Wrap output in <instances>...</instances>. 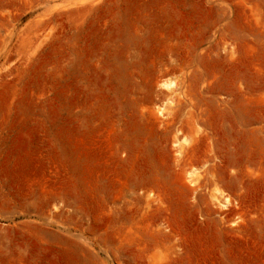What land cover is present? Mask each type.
<instances>
[{
	"label": "rangeland",
	"instance_id": "374dc122",
	"mask_svg": "<svg viewBox=\"0 0 264 264\" xmlns=\"http://www.w3.org/2000/svg\"><path fill=\"white\" fill-rule=\"evenodd\" d=\"M0 264H264V0H0Z\"/></svg>",
	"mask_w": 264,
	"mask_h": 264
},
{
	"label": "bare ground",
	"instance_id": "6f19581e",
	"mask_svg": "<svg viewBox=\"0 0 264 264\" xmlns=\"http://www.w3.org/2000/svg\"><path fill=\"white\" fill-rule=\"evenodd\" d=\"M165 86L167 87L168 85H165ZM224 202H225V203H223V207L226 206V204H228V199H225Z\"/></svg>",
	"mask_w": 264,
	"mask_h": 264
},
{
	"label": "crops",
	"instance_id": "0c3cea01",
	"mask_svg": "<svg viewBox=\"0 0 264 264\" xmlns=\"http://www.w3.org/2000/svg\"><path fill=\"white\" fill-rule=\"evenodd\" d=\"M72 251H73V252H76V251H77V249H75V248H72Z\"/></svg>",
	"mask_w": 264,
	"mask_h": 264
}]
</instances>
